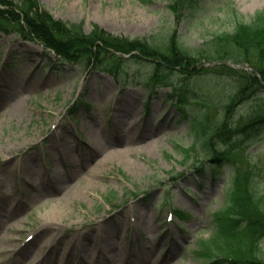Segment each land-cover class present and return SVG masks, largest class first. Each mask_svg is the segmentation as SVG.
Here are the masks:
<instances>
[{
  "label": "rangeland",
  "instance_id": "obj_1",
  "mask_svg": "<svg viewBox=\"0 0 264 264\" xmlns=\"http://www.w3.org/2000/svg\"><path fill=\"white\" fill-rule=\"evenodd\" d=\"M174 1L40 0L56 19L81 23L86 33L97 25L131 38L164 39L175 33L192 48L216 33L234 30L238 21L251 20L264 8V0H197L193 14L189 10L178 17L171 6ZM8 28L0 31V202H4L0 205V246L4 250L26 246L29 263L51 248L47 241L57 234L62 250L55 259L58 264L60 257L65 259L61 253L73 246L66 237L69 230L92 229V234L116 230L123 245L117 252L121 257L138 239L146 245L133 264L205 262L199 253L201 241L212 233L213 213L224 206L234 171L238 167L250 171L264 188V125L241 150L230 154L214 179L209 168L214 156H205L200 145L188 159L181 151L180 145H191L192 130L188 119L181 117L172 87L154 83L152 60L126 56L127 60L111 64L119 72L115 74L58 58L37 39ZM173 75L172 84L196 86L198 95L206 88L196 76ZM219 84L224 92L226 83L219 79ZM79 96L86 105L73 106ZM245 107L240 112L246 113ZM146 125L149 130L140 135ZM89 126L101 131V136H95L108 150H122L125 159L99 162L104 152L93 156L88 147H93ZM130 126L133 130L128 132ZM121 127L123 137L118 132ZM148 140L155 142L144 146ZM63 142L72 151L71 159L61 156L66 152ZM54 166L64 179L59 182L71 185V192L56 180L47 181L39 192L38 183L35 188L25 181L34 174L27 169L47 174ZM202 166L205 171L197 175ZM178 210L190 216L181 218ZM170 212L175 213L173 219H168ZM45 225L50 226L46 235H37L26 244L29 233L40 234ZM14 237L19 239L13 243ZM156 239L158 245L150 243ZM261 246L264 250V238ZM148 247L153 252L151 260L145 255ZM10 254H0V264L11 261ZM88 255L102 259L96 253ZM74 258L71 264L81 260L78 252ZM120 259L114 260L133 262L129 257ZM106 261L103 264H109Z\"/></svg>",
  "mask_w": 264,
  "mask_h": 264
},
{
  "label": "trees",
  "instance_id": "obj_2",
  "mask_svg": "<svg viewBox=\"0 0 264 264\" xmlns=\"http://www.w3.org/2000/svg\"><path fill=\"white\" fill-rule=\"evenodd\" d=\"M195 4V0H175L171 6L180 17L185 9L193 14ZM10 26L41 41L64 60L115 74L119 72L111 64L127 60L126 55L152 60L154 83L172 87L176 100L183 103V116L189 119L193 141L189 147L180 146L186 159L200 145L205 156H214L213 164L220 166L262 130L264 8L251 20L238 21L234 30L216 33L197 48L188 47L175 33L164 39L131 38L99 25L86 33L81 23L56 19L40 0H0V29ZM205 61L217 64L207 66ZM228 61L249 62L258 74ZM174 72L196 76L206 88L198 95L196 86L172 84ZM219 79L226 83L224 92ZM243 107L246 113L240 112ZM237 170L239 167L230 179L224 206L214 212L212 234L201 241L199 253L209 259L208 264H264V188L250 171L235 173Z\"/></svg>",
  "mask_w": 264,
  "mask_h": 264
},
{
  "label": "bare ground",
  "instance_id": "obj_3",
  "mask_svg": "<svg viewBox=\"0 0 264 264\" xmlns=\"http://www.w3.org/2000/svg\"><path fill=\"white\" fill-rule=\"evenodd\" d=\"M256 1H259V0H255V2ZM17 104L18 103H16L13 107H16L17 106ZM93 120H95L94 118H91V121H93ZM84 126H85V123H84ZM147 127H149V126H145V128L143 129V131H142V133L140 134V135H143L144 134V131L145 130H149V129H147ZM128 132H131L132 130H133V127L132 126H130V127H128ZM88 131H89V133L91 134V142H92V144H93V147H94V149H93V156L94 155H98V154H100V153H103L102 155H101V158H100V160H99V162H104V161H106V160H109V159H111V158H122V159H125L124 157H122V150H119V149H112V150H108V148H106V143H104L103 141H101L99 138H97L95 135L97 134L98 136H101L102 134H101V131L100 130H94L93 128L91 129L90 128V126H89V128H88ZM118 132L120 133V137H123L124 135H123V128L121 127V128H119L118 129ZM96 133V134H95ZM123 135V136H122ZM145 142V141H144ZM155 141L153 140V141H150V140H148L146 143H144V146H147V145H150V144H153ZM66 145V146H65ZM61 146H64L65 147V150H66V152H65V155H66V157H69V158H72V156H73V154H72V151L70 150V148L67 146V143H65L64 145L62 144ZM27 171H29V173H33L31 170H28L27 169ZM59 172V171H58ZM58 172H55L53 175H55L58 179V182L59 181H64V179H63V176H62V174H59L58 175ZM34 174H35V176L37 177V178H41V172L40 171H37V173L36 172H34ZM31 178L33 177V175L32 176H30ZM90 183H92V182H90ZM59 185H60V187H68V189H70L69 190V192H71L72 191V187H71V185H63L61 182H59L58 183ZM45 227V230H44V232H41L39 235H38V237L37 238H41V237H43L44 235H46V233H47V231H49V229H50V226L49 225H45L44 226ZM5 238L4 239H7V238H9L8 236H4ZM84 237V236H83ZM86 238L87 239H90L89 238V236H86ZM107 238H111L110 237V235L108 234V236H107ZM53 240H57V238H53ZM107 248L108 249H110V250H113V255L114 254H116V255H118V257L117 258H121V259H123V257H121L117 252H119L120 253V250H122L121 249V246H114L112 243L111 244H108L107 245ZM57 251H58V249L56 250H54V252L53 253H57ZM26 253H27V250H24V252L22 253V256H24V255H26ZM152 254H153V252H152V249L150 250V247H148L147 248V251H146V257L148 258V260H151V258H152ZM55 255V254H54ZM136 255H134V256H132V258H131V260L133 261L132 262V264L134 263V261L136 260ZM116 258V259H117ZM120 259V260H121ZM119 260V259H118ZM123 261V260H122ZM49 262H51V260H49ZM149 263L150 262H152V261H148Z\"/></svg>",
  "mask_w": 264,
  "mask_h": 264
}]
</instances>
